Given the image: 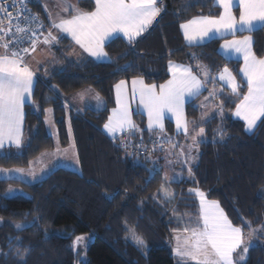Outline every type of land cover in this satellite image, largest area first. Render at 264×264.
I'll list each match as a JSON object with an SVG mask.
<instances>
[{
    "label": "trees",
    "instance_id": "1",
    "mask_svg": "<svg viewBox=\"0 0 264 264\" xmlns=\"http://www.w3.org/2000/svg\"><path fill=\"white\" fill-rule=\"evenodd\" d=\"M164 11L134 44L122 38L113 39L105 46L112 58L99 63L84 56L73 60V43L63 38L53 46L51 55L56 62L42 65L38 74L31 104L25 106V140L21 149H11L8 159L0 158V168H28L44 152L54 151L57 143L46 128V110L52 109L59 145L67 148L71 139L68 132V114L64 99L83 89L91 88L105 101L101 111L87 110L70 115V126L77 145L82 173L59 168L44 180L28 184L16 179H0V247L8 252V245L30 248L26 264H177L173 253L176 235H184L183 223L177 215L197 216L199 206L189 190L198 188L209 200L218 201L234 225L244 227L251 221L253 228L264 224V125L253 134L245 131L242 122L233 119L239 98L224 100L223 120L214 114L202 125L207 140L200 145L199 161L194 176L171 187L179 193L174 203L151 197L158 192L163 172L150 183L148 169L163 168L164 152L137 153L133 148L119 147L120 141L110 140L102 131L110 111L115 107L114 85L120 80L143 78L148 84H161L170 77L169 60L210 69L217 76L227 66L239 81V64L225 59L219 52L220 40L214 39L199 46L186 44L180 25L197 15H219L213 0H163ZM189 2L196 6L183 10ZM31 7L49 27L40 3L32 0ZM83 11L94 10V0H80ZM254 50L264 55V31L253 33ZM171 53V55H170ZM195 54L196 59H193ZM130 65L127 69L124 66ZM48 69L45 74L44 68ZM53 87L57 90H52ZM212 84L201 97L208 95ZM245 94L246 87L240 89ZM33 101L35 102L33 104ZM202 109L198 100L187 106L189 120L199 122ZM137 125L145 119L136 114ZM264 120V118H263ZM218 127L226 129L223 140L213 141ZM167 131L172 125L167 123ZM143 142L148 141L144 135ZM151 140V139H150ZM139 136L131 137L137 144ZM149 142V141H148ZM136 153V155H132ZM20 188L24 195L8 196L10 188ZM115 194V198H113ZM34 224L26 229H15V224ZM142 237L145 246H138L133 234ZM248 229L245 227V235ZM92 235L94 240L84 252V259L72 247L78 236ZM20 237L16 242L12 238ZM246 264H264V237H253ZM0 264H20L15 255L0 256Z\"/></svg>",
    "mask_w": 264,
    "mask_h": 264
},
{
    "label": "snow or ice",
    "instance_id": "2",
    "mask_svg": "<svg viewBox=\"0 0 264 264\" xmlns=\"http://www.w3.org/2000/svg\"><path fill=\"white\" fill-rule=\"evenodd\" d=\"M30 2L31 0H21L23 9L13 5L16 8V15L13 16L6 0H0V13L3 14V18L0 19V149H4L6 144L14 145L18 150L24 146L22 134L24 104L26 99L32 97L34 86L39 83L37 73L26 57L35 59L33 54L41 45L50 50L58 45L66 34L89 56L97 60L105 58L111 60L112 58L104 51L106 39L123 33L128 43L134 44L164 11L163 0H94L92 11L81 10L78 7L80 0L75 2L57 0L56 15L53 16L52 11L48 10L50 28L46 29L39 15L27 9V4ZM37 2L43 3L44 8L48 9V4L44 0ZM237 4L238 16L233 12L234 5ZM195 6V3L189 2L182 7L183 10H188ZM213 6L221 8L222 12L219 15H197L180 27L189 44L212 40L217 35L220 38L229 35L233 37L231 40L224 39L221 49L225 58H229L232 54L242 57L243 67L239 69V74H242L243 86L247 89L246 94H241V83L237 80V75L227 66H224L217 76H212L210 69L202 64H198V71L193 72L191 66L176 64L169 60L168 71L171 73V78L166 83L146 84L141 78L131 81V95L138 98L139 104L147 113V131L157 134V140L153 141L151 149L143 143L145 129L133 120L128 99V83L125 80H120L114 85L117 107L111 110V115L103 125L104 130L114 141H120L118 146L125 149L131 145V137L139 135L140 144L133 147L143 149L148 154L146 159H150L151 153L157 148L165 153L168 164L173 163L168 159L169 156H177L182 169L187 165L189 177L194 176L193 164L198 159L200 145L207 140L205 127L202 125L209 123L213 118L208 112L210 104L214 105L216 115L223 120L224 100L221 97L224 96V89L217 90V81H222L230 91L229 99L233 96L239 98L234 115L245 121L247 132L257 129L258 121L264 125L262 120L264 118V57H258L254 51L252 35L236 38L237 33L264 31V0H213ZM25 10L29 15L24 16L21 21V14ZM13 20L16 21L15 24L12 23ZM193 59H196L195 54ZM46 62L55 63L54 55ZM36 63L41 66L45 62L36 61ZM128 67L130 65L124 66L125 69ZM44 72L48 73L46 67ZM208 84H212L213 87L199 105L203 110L199 122L189 120L185 113L186 102L198 100ZM52 90L57 89L53 87ZM84 95V92L79 93L80 97ZM94 96L98 102H101L98 92L94 93ZM46 111L51 113L52 109ZM168 113L175 118L177 135L184 136L191 143L179 145L172 136L166 134L164 119ZM45 122L54 128L51 119ZM69 134H71L70 124ZM226 135V129L218 127L213 132V141L223 140ZM165 145L170 147L165 148ZM70 148L76 155L78 163L74 141ZM61 151L67 153L68 149L62 150L57 141L56 153L59 154ZM0 158L8 159V153H0ZM151 162L153 167L148 169L149 179L146 183H150L156 175L164 171L163 168L156 166L155 160ZM12 172L22 174L24 169L0 168V174H4L8 179L12 178ZM28 175L35 179L34 172H29ZM180 179L182 177H178V174L169 177L165 172L158 192L154 193L151 199L163 200L165 204L174 203L181 194L171 189V184L179 182ZM11 191L15 190L10 189L9 192ZM189 192L199 198L198 215L195 217L187 213L177 215L176 210H173L177 223H183L184 235L178 234L175 237L177 240L175 254L182 264H246L249 249L254 246L253 237L258 240L264 237V224L259 228H253L251 221H245L244 227L234 225L218 201L209 200L207 193L199 189H190ZM261 199H264V193L261 194ZM32 226L35 225L19 223L14 225L15 229ZM245 227L248 229L247 235H245ZM12 239L16 242L20 241L19 236ZM84 240L83 236L76 237L72 247L79 248ZM133 240L138 246H145L144 239L135 233ZM8 248V252L0 249V255L4 257L15 255L20 264H26L30 248L21 249L12 243Z\"/></svg>",
    "mask_w": 264,
    "mask_h": 264
},
{
    "label": "crops",
    "instance_id": "3",
    "mask_svg": "<svg viewBox=\"0 0 264 264\" xmlns=\"http://www.w3.org/2000/svg\"><path fill=\"white\" fill-rule=\"evenodd\" d=\"M44 2H46L47 4H48V9L46 10L45 8H44V6H43V3H40L41 4V6H42V9H43V11H44V14H45V16H46V20H47V23L49 24V27H47L46 25V29L47 28H50V21L48 20V18H47V14H48V10H51L52 11V13H53V16H55L56 15V12L58 11V9L55 7V5H56V1H54V4L53 5H51V3H50V0H44ZM73 2H75V0H73ZM78 7H79V4H78ZM80 8V7H79ZM217 8H219V7H217ZM219 11L220 12H222V9L221 8H219ZM233 12L238 16L239 15V7H238V4L237 5H234V8H233ZM220 14V13H219ZM64 15H67V14H64ZM155 22V21H154ZM153 22V23H154ZM149 29V28H148ZM53 31H55V30H53ZM181 31H182V33H183V30L181 29ZM146 32V31H145ZM144 32V33H145ZM143 33V34H144ZM254 33V32H253ZM253 33H248V32H243V33H237V37L236 38H241L242 36H244V35H252V37H253V48H254V44H255V38H254V36H253ZM142 34V35H143ZM183 37H184V34H183ZM65 38H67V39H69L72 43H73V45H74V49H73V51L71 52V58L73 59V60H78V59H81L82 57H84V56H88L89 58H91V59H93L94 61H96V62H99V63H106V62H109L110 60H108L107 58H105V59H102V60H97L96 58H94V57H91V56H89L87 53H85V52H83V50L79 47V45H76L75 44V42L71 39V37L70 36H67L66 34H65ZM116 38H122V39H124L126 42H128L127 41V37L126 36H124L123 35V33H120V34H118V35H116V36H113V37H109L108 39H106L105 40V42H104V51L106 52V50H105V46L109 43V42H111L113 39H116ZM233 37L232 36H226V37H224V38H220L219 37V35H217L216 37H214L212 40H214V39H217V40H220V45H219V52L221 53V55L225 58V56H224V53H223V50L221 49V45L224 43V39H228V40H231ZM184 40H185V42H186V44L187 45H189V46H199V45H203V44H206V43H208V42H210V41H212V40H205V41H202V42H199V43H197V42H193V43H191V44H189V42L185 39V37H184ZM44 47L45 46H43V45H41L38 49H37V51L33 54V56L35 57L36 55H40L38 52L39 51H41L42 50V48L44 49ZM255 51V50H254ZM42 52V51H41ZM263 57H264V55H263ZM29 58L30 57H26V59L29 61ZM37 59H40V56H37ZM225 59H227V60H229V61H235V62H238V64H239V69L240 68H242L243 67V60H242V57H240V56H238L237 54H232L229 58H225ZM39 61V60H38ZM29 63H30V61H29ZM174 63H176V62H174ZM176 64H180V63H176ZM181 65H183V64H181ZM30 66L33 68V70H35V68H34V64L33 63H30ZM167 69H168V65H167ZM36 71V70H35ZM37 73V72H36ZM168 73H169V75H170V77H169V79L171 78V73L168 71ZM239 76H240V78H241V80L242 81H239V79L237 78V80L241 83V88H243L244 86H243V84H244V80H243V77H242V74H239ZM37 77H38V74H37ZM136 78H140V77H136ZM136 78H133V79H136ZM133 79H131V80H125V81H127V83H128V99H129V105H130V108H131V110H132V114H133V120L136 122V120H135V115L136 114H139V115H141V116H143L144 117V119H145V122H144V125H143V127H141V128H143V129H145V131L143 132V137H144V135L146 136V135H148V140H150V139H157V134L156 133H149L148 131H147V128H146V125H147V113H146V111L143 109V107H142V105H140L139 104V100H138V98H134V97H132V95H131V81L133 80ZM141 79H143V78H141ZM168 79V80H169ZM144 80V79H143ZM144 82L146 83V84H148L145 80H144ZM167 81H165L164 83H166ZM164 83H161V84H164ZM156 85H160V84H156ZM35 87H36V85L34 86V89H33V94H34V90H35ZM216 88H217V90H219V89H221V88H223L224 89V94H228V93H230V91L227 89V87L224 85V83L222 82V81H217V83H216ZM91 90V91H87V90ZM211 89H212V87H211ZM207 90V87H206V89L204 90V92ZM246 91H247V89H246ZM81 92H84L85 93V95L83 96V97H80L79 96V93H81ZM203 92V93H204ZM94 93H96V91L95 90H93V89H91V88H86V89H83V90H81V91H79V92H77V93H75V94H73L75 97L76 96H78V99L80 100V102L81 103H83V105H80V107L82 108V110L83 109H86V108H88L89 109V107L90 106H93V103L92 102H95L94 104L99 108V109H97L96 111H101V109H104L105 108V101L101 98V102H98L96 99H95V96H94ZM203 93H202V95H203ZM33 94H32V97L31 98H28V99H26V102H25V104H24V122H23V126H22V134H23V140H25V116H26V112H25V106L26 105H28V104H31L32 103V100H33ZM231 94V93H230ZM245 94H246V92H245ZM201 95V96H202ZM72 96V95H71ZM71 96H68L67 98H65L64 99V102H66L67 101V99L68 98H70ZM200 96V98L198 99V103H199V105H200V103H201V101H203L204 100V97H201ZM206 96H208V95H206ZM114 98H115V107H117V104H116V93H115V88H114ZM69 102L70 103H67L71 108H73L72 106V104H71V102H73V100L71 99V100H69ZM193 101H188V102H186V104H185V113H186V115H187V106L190 104V103H192ZM114 107V108H115ZM88 109H86V110H88ZM92 110V109H91ZM208 110H212V111H214L215 112V108H214V105H211L210 104V106H209V109ZM203 111V110H202ZM76 112V111H75ZM234 112H235V109H234V111H233V113H232V115H233V119L234 120H236V121H240V122H242L243 124H244V126H245V131H246V124H245V121H243L241 118H239V117H237V116H235L234 115ZM47 114H48V112L46 111V118H47ZM77 114H79V113H77ZM111 115V111H110V113H109V116ZM209 116H214L213 114H209ZM108 120V119H107ZM262 120H263V118H262ZM45 121H46V119H45ZM53 123H54V120H53ZM167 123H170L171 125H172V132H168L167 131ZM136 124H137V122H136ZM259 124H260V122L258 121V126H259ZM164 125H165V129H166V134L167 135H169V136H172L176 141H177V143L179 144V145H182V144H180L181 142H183V141H185L186 143H191V141L190 140H186L185 138H184V136H182V135H177V133H176V128H175V118L174 117H172V115L170 114V113H168V114H166V116H165V119H164ZM257 126V127H258ZM46 128H47V126H46ZM256 130V129H255ZM255 130L253 131V132H247L246 131V133H248V134H253L254 132H255ZM56 131H57V129H56ZM102 131H103V133L110 139V140H113L112 138H111V136L104 130V128H102ZM136 136H139V135H136ZM114 141V140H113ZM118 141V140H117ZM186 145V144H185ZM169 145H166V148L168 147ZM170 147V146H169ZM11 149H17L14 145H7L6 144V146H5V148L4 149H0V152H5V151H8V150H11ZM55 151V150H54ZM54 151H50V152H44V153H42L41 155H39L36 159H34L33 161H32V163H31V165H33V164H35L36 162V164H35V167H37L38 169H39V172L42 170V169H44L45 167H44V165L45 164H42L41 163V157H44V155H50L49 153H52V152H54ZM176 151L178 152L179 151V149L177 148L176 149ZM162 158H163V160H164V162H163V164H164V166H163V169H164V171H163V175L165 174V172L167 173V175L169 176V177H172L173 176V174H178V177H182V179H180L179 181H182V180H184V179H190L191 177H189V174H188V172H187V165L186 166H183V169H182V167H181V165L180 164H178V166L177 165H173V163L172 164H168V162H167V160L165 159V153H164V155L162 156ZM169 158H171L173 161H175V162H178V159H177V156H175V155H172V156H169ZM198 161H199V159H197L196 161H195V163L193 164V169H194V167L198 164ZM31 165H30V167H31ZM30 167H28L27 169H29ZM15 169V168H14ZM36 169V168H35ZM35 169H33V171L35 170ZM11 170V169H10ZM36 176V175H35ZM49 176V175H48ZM38 178V177H37ZM47 178V177H46ZM8 179V178H7ZM12 179H16V178H14V177H12ZM8 180H10V179H8ZM17 180V179H16ZM44 180V179H43ZM40 182V181H39ZM171 189H173L172 187H171ZM194 189H198V188H194ZM200 190V189H199ZM192 195H194V194H192ZM194 198L196 199V201H197V203H198V206H199V198L197 197V196H195L194 195ZM222 208V207H221ZM197 231H199V228L197 229ZM177 246V240L175 239V244H174V246ZM175 248V247H174Z\"/></svg>",
    "mask_w": 264,
    "mask_h": 264
},
{
    "label": "rangeland",
    "instance_id": "4",
    "mask_svg": "<svg viewBox=\"0 0 264 264\" xmlns=\"http://www.w3.org/2000/svg\"><path fill=\"white\" fill-rule=\"evenodd\" d=\"M54 1L57 2V0H50L51 5L54 4ZM32 11H33V9H32ZM34 13H36V12H34ZM40 19H41V17H40ZM41 51L38 52L40 55H36L35 59H33L32 57L29 58L30 63L34 64V68H35L37 74H40V75H41V73L39 71V68L42 65L48 64L46 61L51 60L53 58V55H51L52 51H53V48H51L50 50H47L44 47V50H41ZM37 56H40V59H37ZM38 60L42 61V62H45V63H43L41 66H38L37 63H36V61H38ZM71 99L73 100V102H71V104L73 105L72 106L73 108H71L68 104H67V108H66L67 109V114H68V132H69V124H70V120H69L70 115L71 114H75V116H76L77 113H79V114L85 113L87 111L86 109H88V108H86V109L82 110L80 105H83V103L80 102V100L78 99V96L75 97L74 95H72L70 98L67 99V101L65 103H70L69 100H71ZM92 103H93V106H90L88 110L92 109V111H96L97 109H99L94 104L95 102H92ZM101 110H103V109H101ZM208 112H209V114H213V115L215 114V112L212 111V110H208ZM45 119L46 120L51 119L53 121V111L51 113H48L47 114V118H45ZM46 126H47L48 134L55 140L56 143H57V141L59 142L55 125H54V128H52V127L49 126L48 123H46ZM69 136H70V139H71V143H70V145H71L73 141L75 142L74 137H73L72 128H71V134H69ZM180 144H182V145L186 144L187 145L188 143L183 141ZM70 145L67 148H62L60 146V148L62 150L63 149H68L67 153H64L63 151H61V153L57 154L56 153V149H55L54 152L49 153L50 155L47 154V155H44V157H41L40 161H41L42 164H45L44 165L45 168L42 169L40 172H39V169L37 167H35V164L37 163L36 162L35 164L31 165V167L29 169L21 168V169H24V172L22 174L21 173L12 172L11 173V177H14L17 180L23 181V182L28 183V184H34V183H37L39 181H42L43 179L48 177V175H50L51 173H53L55 170H57L59 168H64V169H68V170H71V171H74V172H77V173H82V167H81V163H80V159H79V154H78L79 162L77 163V157H76V155H74V152L70 148ZM75 152L78 153L76 142H75ZM193 154H196V153H193ZM199 156H200V153L198 155V159H199ZM168 159L172 160L169 157H168ZM178 164H180V163L173 161V165H177L178 166ZM33 169H35V170L33 171ZM29 172H34L35 173V175H36L35 179L32 176L28 175ZM0 179H7V178L4 176V174H0ZM10 189L15 190V191H11V192L8 191L7 192L8 196L24 195V192L20 188L12 187ZM83 237H85L84 242L80 245L79 248L75 249V251L79 254L78 257L80 256L82 259H84V252L86 251L87 247L94 240V237L92 235H86V236H83ZM174 247L176 248L177 246L175 245V246L172 247L173 248V253H174L175 258L177 260V264H182V261L180 260V258L178 256H176V254H175V248ZM0 249H1V247H0ZM80 257H79V259H81Z\"/></svg>",
    "mask_w": 264,
    "mask_h": 264
},
{
    "label": "built area",
    "instance_id": "5",
    "mask_svg": "<svg viewBox=\"0 0 264 264\" xmlns=\"http://www.w3.org/2000/svg\"><path fill=\"white\" fill-rule=\"evenodd\" d=\"M31 2H32V0H31ZM31 2L27 4V9H30L31 12L34 13V11H32ZM6 3L8 5V7H9V11L12 13L13 16L16 15V8L13 7V5H15V6L21 8V9H23V7H24V5L21 3V0H6ZM27 15H29L28 11H26V10L23 11L22 14H21V21H23V17L27 16ZM2 18H3V14L0 13V19H2ZM12 23L15 24L16 21L13 20ZM5 24H7V21H5ZM25 46H28V45H25ZM155 140H157V139H151V140H148L149 142L146 141V142H143V143L149 149H151L153 147V141H155ZM139 144H140V141L137 142V144L136 143L135 144L131 143V145L129 147H127V148H133V150H135L137 153H141V154L144 153L145 154L146 152L143 149H139L138 147H133V145L138 146ZM164 147L166 148V145ZM156 151H158L160 153L163 152L159 148H157Z\"/></svg>",
    "mask_w": 264,
    "mask_h": 264
}]
</instances>
